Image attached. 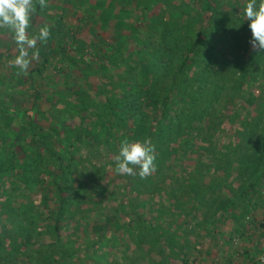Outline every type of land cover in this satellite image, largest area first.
Instances as JSON below:
<instances>
[{
  "label": "trees",
  "instance_id": "16d2710c",
  "mask_svg": "<svg viewBox=\"0 0 264 264\" xmlns=\"http://www.w3.org/2000/svg\"><path fill=\"white\" fill-rule=\"evenodd\" d=\"M246 2L32 0L28 37H49L25 66L0 27V264H112L117 248L119 262L205 263L225 220L226 245L242 240L264 198V52ZM136 141L155 171L117 173ZM205 230L203 252L190 239Z\"/></svg>",
  "mask_w": 264,
  "mask_h": 264
},
{
  "label": "clouds",
  "instance_id": "9594fccd",
  "mask_svg": "<svg viewBox=\"0 0 264 264\" xmlns=\"http://www.w3.org/2000/svg\"><path fill=\"white\" fill-rule=\"evenodd\" d=\"M35 11L32 0H0V27H6L20 49L15 63L25 66L26 47H34L37 39L45 41L49 30L44 27L37 37L29 38L28 29L32 13ZM243 18L248 21L249 44L252 49L264 52V0H247L243 8ZM154 146L149 142H124L115 157L116 171L132 175L139 168V175L145 177L155 171Z\"/></svg>",
  "mask_w": 264,
  "mask_h": 264
},
{
  "label": "rangeland",
  "instance_id": "374dc122",
  "mask_svg": "<svg viewBox=\"0 0 264 264\" xmlns=\"http://www.w3.org/2000/svg\"><path fill=\"white\" fill-rule=\"evenodd\" d=\"M133 16H135L134 13ZM66 19L68 20V22L74 25V21L71 15H67ZM0 38L6 39L7 37L5 35H1ZM233 127L234 126L227 123V126L224 129L225 133L227 135L229 133H232ZM230 183L232 188L235 190L239 186L237 182H232V180H230ZM249 209H251V213L250 215H248V220H251L253 223L251 225L246 224V233L242 240L239 239L240 241H237V239L232 237L230 238V245H226L225 240L228 239L229 233L233 231V225L231 226L229 220H225L222 224H219L218 227L219 232L222 233V236H216V238L214 239V242L211 244L212 248L210 250V254L208 257H206L205 263H202V260L197 258L198 256H194L192 254L189 257L190 260L188 264H224L225 261L227 262V264H264V227L261 228V222L263 223L264 218V198L258 200V203L256 205H250ZM186 232L189 233L188 228H186ZM206 233V230L205 232H200V234L204 236V238L199 237L195 240V237L192 236L190 239L192 244L197 243L198 241L196 247L198 250L203 252L210 243V237H208ZM223 250L225 252V256L221 258L222 252L220 251ZM121 251H123L121 248H117L111 252V255L116 257H109V261L111 260L112 264H140L136 262L135 258L137 254L133 256L132 253L134 251H132V249H128V251L126 252V257H128V260L119 262V259L122 257ZM133 259L135 260L133 261ZM150 259L152 262H148L149 264H157V261H159V258L157 257V255H155V253L150 256ZM169 264L182 263L180 259L178 261L170 260Z\"/></svg>",
  "mask_w": 264,
  "mask_h": 264
}]
</instances>
